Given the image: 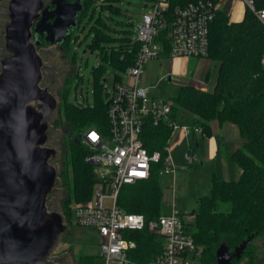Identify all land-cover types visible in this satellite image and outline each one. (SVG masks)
<instances>
[{
  "label": "trees",
  "instance_id": "obj_1",
  "mask_svg": "<svg viewBox=\"0 0 264 264\" xmlns=\"http://www.w3.org/2000/svg\"><path fill=\"white\" fill-rule=\"evenodd\" d=\"M105 1L100 2L101 6H106ZM189 1L194 0H169L171 8ZM91 2L95 1L82 0L83 9L77 14V26L69 30L62 46L69 38L74 43L75 30ZM256 6L264 7V0L256 1ZM104 27L99 29L91 26L95 32L94 43L111 39ZM39 40L45 42L42 37ZM139 48L137 40L121 37L118 46L100 47L99 67L109 62L114 82H117L121 80V73L126 67L134 62ZM263 50L264 26L250 9L245 8L241 20L231 21L227 13L217 8L209 26L205 56L218 64L213 88L207 90L185 84L172 97V118L181 123L184 118L179 111L188 110L191 118L187 123L191 131L199 127L203 132L199 134L205 137L210 133V121L216 119L220 124L229 122L237 125L241 138L240 144L231 153L232 162L240 170L238 178L226 179L214 174L208 194L198 195L195 198L196 206L189 212L193 216L189 222L193 228L192 236L202 249L201 264H217L215 250L221 243L232 249L248 235L254 234L257 237L264 233V66L260 62ZM71 57L75 59V53ZM70 82L67 88L58 91L57 117L53 119V125H61L63 122L69 124L60 140L63 147H67V155L59 172L66 186L60 212L67 224L72 220L71 204L89 200L96 183L95 166L84 160L83 143L77 141L76 137L89 127L103 134L108 130L107 101L100 100L92 106L83 102H69L67 92ZM65 83L68 84V80ZM99 86L95 95L101 99V88L104 89V86ZM170 135L171 127L165 122L153 125L148 121L143 128V146L148 152L159 150L164 153ZM161 167V162L153 163L148 179L121 186L117 204L127 212L143 214L147 220L160 215L161 189L158 174ZM125 236L136 242V247L128 254L134 263L145 264L161 252L160 237L146 228L131 231ZM249 246L241 257L245 258L246 264H253L254 253L249 250ZM79 258L81 264H94L92 255ZM236 260L232 259V264ZM257 262L264 264V258Z\"/></svg>",
  "mask_w": 264,
  "mask_h": 264
},
{
  "label": "built area",
  "instance_id": "obj_2",
  "mask_svg": "<svg viewBox=\"0 0 264 264\" xmlns=\"http://www.w3.org/2000/svg\"><path fill=\"white\" fill-rule=\"evenodd\" d=\"M143 1L150 10L137 26L135 40L140 48L134 62L121 73V80L113 84L107 99L108 130L103 134L89 127L80 134L81 142L91 150L86 160L95 166L96 183L90 199L72 207V220L96 228L100 264H140L130 260L128 254L136 242L125 234L144 228L157 234L162 243L161 252L145 264H201L202 249L190 230L192 215L184 221L172 206L171 213L147 220L141 213L125 211L117 204V196L121 186L148 179L153 163H162L161 172H175L168 141L164 153L148 152L143 146L142 133L148 121L153 125L165 122L171 133L176 129L191 131L189 124L172 118L170 101L150 96L140 84L145 63L165 50L172 57L206 56L210 23L217 3L225 0H194L173 8L169 0ZM240 1L264 26V7L256 6L258 0ZM260 62L264 66V50ZM194 130L203 134L199 127ZM193 156L188 152L184 155L187 162Z\"/></svg>",
  "mask_w": 264,
  "mask_h": 264
},
{
  "label": "water",
  "instance_id": "obj_3",
  "mask_svg": "<svg viewBox=\"0 0 264 264\" xmlns=\"http://www.w3.org/2000/svg\"><path fill=\"white\" fill-rule=\"evenodd\" d=\"M82 9L80 0L8 1L3 32L8 55L0 56V264H61L52 254L68 227L48 203L57 181L52 162L57 148L48 144L57 99L43 83L51 66L37 46L43 37L61 48ZM253 236L232 249L221 243L216 263L239 259Z\"/></svg>",
  "mask_w": 264,
  "mask_h": 264
},
{
  "label": "rangeland",
  "instance_id": "obj_4",
  "mask_svg": "<svg viewBox=\"0 0 264 264\" xmlns=\"http://www.w3.org/2000/svg\"><path fill=\"white\" fill-rule=\"evenodd\" d=\"M8 1L4 0L1 3V9L5 12H7ZM94 1L89 5L86 14L81 17L79 26L75 30L76 39L74 43L72 38L65 40L61 50L57 44L45 42L37 46L44 63L51 66L50 72L47 70L43 72V83L49 86L57 99V106L59 102L58 91L63 87L67 88L69 81H71L67 92L69 102H83L92 106L97 101H107L115 82L113 69H110L109 62L104 67H99L101 63L98 56L99 49L100 47L118 46L121 37H129L132 41L135 40L137 26L141 22L143 14L150 10V5H145L143 0H107L104 2L106 6H101L99 2ZM217 6L225 13H227V10L230 11V19L241 18L245 10V6L240 0L219 1ZM8 20L6 16L0 17V56L8 55V52L3 48L5 42L3 37L4 26L8 23ZM91 26H96L99 29L105 26L104 30L111 39L94 43L95 32L94 28L91 29ZM91 44L92 46H90ZM74 53L75 59L71 57ZM165 62L164 60L159 61L155 75L150 78L149 82L144 84V75L141 74L140 76V83L145 85L143 86L147 88L149 95L152 97L166 98L173 103L172 97L178 93L182 86L180 78L195 82L197 88L207 87V90H211L215 84L218 69L215 60L205 56L189 55L178 56L171 61L168 67L165 66ZM94 68L96 69L95 73H93ZM167 69H170V71ZM75 71L77 75H74ZM104 78L106 80L103 81ZM66 80H68V84L65 83ZM100 84L104 86V89L101 88L103 93L101 99L95 95L97 87L100 89ZM57 106L49 118L48 130V144L57 148V155L52 161L57 168V181L54 190L49 195L48 203L51 208L61 211V201L65 196L66 186L62 182L59 172L63 163L66 162L67 147H63L60 140L64 137V131L68 129L69 124L63 122L61 125H53V119L57 117ZM179 113L184 118L181 123L188 124L191 113L185 109L180 110ZM182 146L178 148L185 152L186 145L182 144ZM82 149H84L83 155L84 160H86L91 150L84 144ZM175 150L177 149H174V152ZM171 152L173 153V149ZM195 165L196 163L191 167L177 168L178 174L175 178H173L172 172H160L158 174L161 189V213H171L172 206H174L185 221L190 215L189 212L196 206L195 197L199 194L198 192L208 194V188L204 187L206 186L205 182L208 180L207 166L199 169L195 168ZM75 204L77 203L71 204V208ZM67 227V231L61 235L52 257L54 259L61 258L63 264H81L80 256L92 255L94 256V264H99L100 236L96 228L78 224L74 220H71ZM190 230H193L192 226H190ZM249 250L254 253L253 264H257V261L264 258V233L259 234L257 237L253 236ZM235 264H246V260L241 257L236 260Z\"/></svg>",
  "mask_w": 264,
  "mask_h": 264
},
{
  "label": "crops",
  "instance_id": "obj_5",
  "mask_svg": "<svg viewBox=\"0 0 264 264\" xmlns=\"http://www.w3.org/2000/svg\"><path fill=\"white\" fill-rule=\"evenodd\" d=\"M229 13L230 11L227 10L228 16ZM242 16L239 19H230L229 17V20L239 21L242 19ZM177 57L178 56L172 57L169 55L167 51H162L157 58H152L148 60L145 63L142 72V75H144L143 83L145 84L146 82H149L150 78L154 77L157 64L159 63L160 60L166 61L165 66L168 67L171 61ZM167 70L170 71V69ZM179 80L181 85L188 84L192 86H197L195 82H190L186 78H180ZM200 88H204V87H200ZM204 89H208V88L205 87ZM209 126H210L209 128L210 133L205 137L201 136L199 133L195 131L185 132L182 131L181 129H176L171 133L168 139L171 151L173 149V153L171 152V157L175 165V172L173 173V178H175V176L178 174L177 168H183L185 166L191 167L195 163H196L195 168L197 167L199 169H202L204 166H207L208 180L205 182L206 186L204 187H207L208 190L210 187L211 177L214 174L226 179L238 178L240 174V170L232 162L231 153L240 144L241 141L239 129L237 125L233 123L225 122L220 124L216 119H212L209 123ZM182 144L186 145L185 152H182V149L179 150L178 148L179 146L181 147ZM174 149L177 150H175L174 152ZM187 152L194 155L190 162H187L184 157L185 153ZM211 164L212 166H210ZM198 193L199 194H197L196 197L198 195H202L200 194L201 192ZM100 263H101V259L99 264Z\"/></svg>",
  "mask_w": 264,
  "mask_h": 264
},
{
  "label": "flooded vegetation",
  "instance_id": "obj_6",
  "mask_svg": "<svg viewBox=\"0 0 264 264\" xmlns=\"http://www.w3.org/2000/svg\"><path fill=\"white\" fill-rule=\"evenodd\" d=\"M69 1H71V0H69ZM80 1L82 2V0H80ZM2 2H4V0H0V17H1V16H5V11H4L3 9H1V7H2V4H1V3H2ZM44 2H45V1H44ZM50 2H51V0H48V1L45 2V4L48 5V4H50ZM52 7H53V6L50 5V6H49V9H51ZM42 38H43V37H42ZM59 49L61 50L62 47H61V48L59 47ZM57 260H59L60 263L63 264L61 258H58Z\"/></svg>",
  "mask_w": 264,
  "mask_h": 264
}]
</instances>
